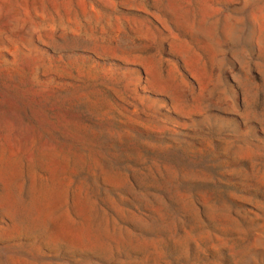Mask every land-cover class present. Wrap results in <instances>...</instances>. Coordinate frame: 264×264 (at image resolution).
<instances>
[{
    "label": "rangeland",
    "instance_id": "374dc122",
    "mask_svg": "<svg viewBox=\"0 0 264 264\" xmlns=\"http://www.w3.org/2000/svg\"><path fill=\"white\" fill-rule=\"evenodd\" d=\"M0 264H264V0H0Z\"/></svg>",
    "mask_w": 264,
    "mask_h": 264
}]
</instances>
